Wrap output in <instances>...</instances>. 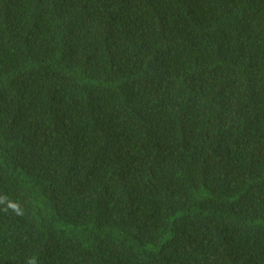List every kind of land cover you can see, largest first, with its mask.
Returning <instances> with one entry per match:
<instances>
[{"label":"trees","instance_id":"trees-1","mask_svg":"<svg viewBox=\"0 0 264 264\" xmlns=\"http://www.w3.org/2000/svg\"><path fill=\"white\" fill-rule=\"evenodd\" d=\"M0 264H264V0H0Z\"/></svg>","mask_w":264,"mask_h":264}]
</instances>
